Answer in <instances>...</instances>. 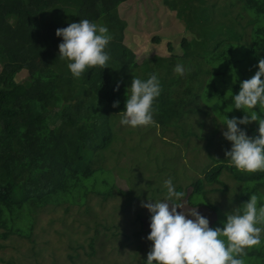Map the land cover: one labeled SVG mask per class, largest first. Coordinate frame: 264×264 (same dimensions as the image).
<instances>
[{
	"label": "trees",
	"instance_id": "obj_1",
	"mask_svg": "<svg viewBox=\"0 0 264 264\" xmlns=\"http://www.w3.org/2000/svg\"><path fill=\"white\" fill-rule=\"evenodd\" d=\"M114 1L115 11L116 6L131 0ZM161 2L173 18L184 22L193 40L181 36L183 55L167 58L165 66L160 58H153L155 67L162 66L168 76L177 63H189L193 71L187 73L181 88L185 97L180 106L200 116L203 124L206 120L216 125L222 123L217 121L218 116L227 114L220 113V102L218 107L215 101L208 104L207 91L201 93L198 75L219 79V86L231 98L238 92L240 81L254 75L258 60L264 58V0H234L222 7L208 0ZM106 7L102 0H0V230L4 231L0 239L16 235L28 240L38 211L45 207H81L90 193L103 199L111 196L110 190L93 192L88 180L105 172V152L114 140L109 115L124 110L130 84L123 72L128 66L135 69L137 63L122 44V48L118 47L120 58L110 59L103 69H88L75 79L66 67L68 61L58 56L61 38L55 35L57 28L88 19L107 26L110 41H122L121 35L112 33L113 19ZM218 14L223 20L215 23ZM51 32L56 36V45L49 40ZM193 46L204 52L201 60L194 61ZM153 69L145 70L147 75ZM21 74L25 78L20 80ZM214 78L207 81L206 90L213 88ZM215 85L220 89L216 82ZM115 101L119 105L114 108ZM167 102L172 112L179 106L168 95H160L155 101L157 123L163 122ZM240 112L236 109L234 114ZM214 164L191 184L192 192L185 196L188 205L206 206L217 212L209 200L203 205L192 202V197L206 198L210 192L229 191L220 181L224 173L238 190L229 209L246 202L252 193L264 196V171H239L223 159L214 160ZM101 182L106 183L104 178ZM205 185L220 188L207 190ZM262 202L258 200V206ZM215 215L218 220L225 219L220 213ZM93 243L94 238L88 244V257L96 255ZM246 252L245 264H264V244ZM78 258V254L68 255L72 263Z\"/></svg>",
	"mask_w": 264,
	"mask_h": 264
},
{
	"label": "rangeland",
	"instance_id": "obj_2",
	"mask_svg": "<svg viewBox=\"0 0 264 264\" xmlns=\"http://www.w3.org/2000/svg\"><path fill=\"white\" fill-rule=\"evenodd\" d=\"M208 1H215L221 7L223 4L234 3V0ZM102 2L112 15V33L122 36V41L109 42L106 50L110 59L120 58L118 47L122 48V44L132 52L130 58L135 59L137 67L131 70L128 66L123 72L129 84L133 76L144 79V76L147 77L145 70L154 68L164 86L161 95H168L169 99L179 105L173 110L179 114L170 111L167 102L162 123H157L154 119V124L137 128L121 126L118 113L109 115V126L112 127L114 140L105 152L106 160L102 164L105 172L96 173L90 178L88 187L93 192L110 190L111 196L103 199L90 193L86 204L81 207L63 204L39 210L28 240L16 235L5 240L0 239V264H141L146 260L151 247V242L146 239L150 231V214L141 207V202L162 198L166 192L163 180L168 177H172L176 189L185 193L178 201L182 205V211L187 213L196 208L209 220L210 227L220 226V221L224 220H218L215 213L225 216L232 209H229V205L234 201L238 190L235 182L226 173L221 175L220 181L229 191L210 192L206 194V198L199 195L192 197V202L203 205H207L209 200L216 206L217 212L206 206L192 207L186 201L185 196L192 192L191 184L215 165L214 160L223 159L230 164L224 157V151L231 144L222 136V123L216 125L206 120L203 124L200 116L189 113L187 108L180 106L185 97L181 88L185 85L187 73L178 76L173 71L171 75L165 76L162 66H159L161 69L155 67L153 58H160L161 64L165 66L167 58L183 55L181 36L187 40L192 38L184 28V18H181L183 23L173 18V13L161 0H131L116 6L115 11L114 0ZM220 20L223 18L218 14L213 22H221ZM211 25L215 26L214 23ZM155 38L160 41H154ZM49 40L54 45L57 44L56 36L52 32L49 33ZM167 43H170L171 49H168ZM200 51L199 47L193 46L194 61L201 60L202 55L205 56ZM185 65L190 67V72L193 71L189 63ZM18 78L21 80L25 75L21 74ZM198 78L202 87L201 93L207 91L208 104L212 105V101H215L217 106L220 102L219 111L227 114L228 118L244 115L243 110L234 114L236 109H232V98L219 86V79L204 76L203 73ZM212 78L220 89L213 81V88L206 90L207 81ZM253 110L259 114L258 107ZM217 121L223 122V117L218 116ZM239 127L252 136L256 134L258 125L252 122ZM103 178L105 185L101 182ZM211 188L220 187L205 185V189ZM3 232L0 230V233ZM92 238L96 255L88 257V244ZM76 254L79 258L72 263L68 255Z\"/></svg>",
	"mask_w": 264,
	"mask_h": 264
},
{
	"label": "clouds",
	"instance_id": "obj_3",
	"mask_svg": "<svg viewBox=\"0 0 264 264\" xmlns=\"http://www.w3.org/2000/svg\"><path fill=\"white\" fill-rule=\"evenodd\" d=\"M55 35L61 38L58 56L68 61L66 67L73 78L79 79L94 67H107L110 56L106 49L111 40L107 26L80 19L57 28ZM256 67L254 75L240 81L238 92L232 94V109L243 110L244 115L224 116L220 124L223 138L231 144L224 151L225 159L237 170L249 173L264 171V58ZM173 71L184 76L191 69L177 63ZM161 92L156 72L144 79L133 76L126 89L124 110L117 114L119 124L130 128L154 124L155 101ZM118 105L115 101L112 107ZM252 122L258 127L256 134L249 136L239 125ZM163 188L166 192L162 198L141 202L150 214L146 239L151 247L145 264H245L246 249L264 244V202L258 206L264 196L250 194L246 202L225 213L220 226L210 227L209 220L196 208L182 211L178 201L185 193L176 190L172 177L163 180Z\"/></svg>",
	"mask_w": 264,
	"mask_h": 264
}]
</instances>
